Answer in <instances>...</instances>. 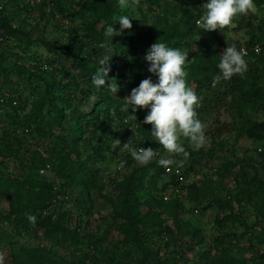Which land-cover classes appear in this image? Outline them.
<instances>
[{"label":"rangeland","instance_id":"374dc122","mask_svg":"<svg viewBox=\"0 0 264 264\" xmlns=\"http://www.w3.org/2000/svg\"><path fill=\"white\" fill-rule=\"evenodd\" d=\"M168 1L178 2V0ZM4 2H6L7 11L14 12L13 14L16 15L15 18L24 33L19 38L1 41L0 52L4 50L5 55L3 59L0 58V63L3 64L4 69H7L22 62L25 69L28 70L26 76L30 71L39 76L33 75L29 80L27 77H23L25 73L23 71L14 73L13 79L16 81L13 86L6 79L4 80L5 70L0 68V93L9 89L14 95L19 93L24 98V101L22 99V108L15 110L18 121L15 125L11 124V118L7 116H4L3 119L0 118V138H3V131L6 129L10 134H15V137H11L10 140L12 150H17V157L29 158L32 162L35 161L34 164L37 163L38 158L41 160L47 156L42 167L39 168V173L46 176L48 180L54 181L52 192L57 193L52 200L53 203L48 208H43L40 215L44 218V216L52 214V218L55 219L59 207L62 205L72 213L71 219H66V222L68 226L78 230L80 240L75 244L73 241L65 239L62 234H58L55 239H52L44 234V227L35 226L25 228L18 236V233L15 232L17 228L10 222L0 224V231L2 227L6 231L0 236V254L4 257L3 264H11L7 243L13 238L17 239L20 244L39 247L48 252L57 250L56 252L62 254L67 261H77L85 253L90 252L96 261L90 260L91 264H141L142 260L144 264L145 256L134 244V239L125 243L120 240L122 235L117 234L112 239L94 240L96 237H100L101 231L112 220L107 216H110L109 214H112L111 212L115 208L113 199L116 200L119 192L117 182L126 174L125 169L122 168V162L118 159L119 155L106 150L105 157L96 162L102 176L101 182L105 187L102 195L92 198L91 201L88 200L91 212L83 214L76 200L77 189L73 188L67 192L60 190L61 180L56 173L53 159H50L46 154V149L51 142H58L63 133L62 128L66 127L67 129L70 121L75 120L74 117L70 118V114L77 116L78 111L74 109L75 107L83 108L84 105L92 103L93 101L90 99L92 96L96 97L94 102L100 101L98 95L100 90L94 88L92 80L83 78L81 72L83 69H87L95 73L100 66L99 60L107 56V53L103 52L101 48L95 51L80 45L81 42L87 41L85 37L86 20L95 21V29L103 32L107 26L116 22L115 17L126 13L131 18L133 25L130 30L126 29V31L129 33L138 32L146 41L154 44L156 39L152 34L153 23L157 14L161 12V8L150 11L149 2L139 0L138 5H132L124 10L118 8L104 14L99 0H0V4ZM184 2L191 8H194L193 5L200 8L207 0H184ZM129 3L131 4V0ZM256 7V13H249L250 16H254L252 17L254 24H258L264 19V4ZM170 20L179 21L182 27L185 18L181 13H178L174 18L170 17ZM246 22L234 21L232 26L222 32L214 31L218 37L217 46L221 54L227 45L244 46L247 44L253 27ZM117 25L119 24L117 23ZM258 33V31L255 32V34ZM183 48L180 49L183 50ZM63 50L70 51V56L76 58L81 66L74 65L72 58L68 54H64ZM245 59L249 66L250 58L247 56ZM45 61L49 65L50 72H43L39 68V62ZM66 71L73 74L78 85L71 82L70 75L64 74ZM137 72L140 73L141 70L134 71L129 67L118 65L117 68L111 67L109 74L110 79H114L118 74L134 76ZM157 80L158 77L154 79L155 82ZM69 83L70 87L64 88L65 84ZM110 84L117 85L119 88L115 94L110 91L112 96L126 103L124 98L130 95L132 88L120 86L115 82ZM191 87L194 89L193 86ZM63 94L65 100L72 98L73 109H64V116H55L54 112L49 111L51 117L48 119L51 121L45 125L43 122L41 123L45 130L39 139L32 138L22 131L20 123L28 116L27 114L31 113L32 106L36 101L46 99L47 103L51 100L53 104L60 105L63 104ZM231 98L229 96L218 100L214 95L211 101L200 102L197 112L199 119L206 125L207 142L204 147L195 150L190 142L184 139L183 143L188 156L175 157L178 162L182 161V163L176 164L183 172L182 188L177 194L170 192L172 185L165 191L169 196L166 200L175 197L184 199L186 211L181 214V217L198 228L197 236H203L202 242L196 243L197 239L186 234V231L183 230H179L178 235V227H175L174 219L163 214L162 218L168 217L164 224L170 226L176 236H172L170 231H162L161 234H158L157 232L164 228L163 225L154 227L152 224H148L144 229L142 228V234H147L151 230L157 231L152 233L151 238L154 242L152 247L154 250H158L160 258L147 264H172L177 257H179V261H176V264H211L214 258L219 259L222 256V252H226V256L231 257L233 263L244 264L242 262L244 261L245 264H264V201L258 195L254 196L251 201H244L241 204L235 199L241 185L246 186L249 176L258 174L264 179V156L259 154L260 151H264V139L255 140L240 135L239 128L243 123V118L236 111L235 101H232ZM47 103L43 115L48 113ZM142 110L149 111L148 109ZM249 111L251 118L264 119V110H257L250 106ZM39 116L43 117L41 112ZM53 117L58 118L59 124L61 123L65 127L54 123ZM92 121L94 120L92 119ZM81 131L85 136L84 141L80 143L81 150L83 153H87L90 150L89 142H97L102 139L99 138L101 129H96L90 123V125L84 126ZM1 144L3 143L1 142ZM160 150L162 151V149ZM160 150H157L158 153L163 155L164 150L163 154ZM19 162L11 157L8 163L9 171L14 174L22 173L23 167ZM136 165L139 164L135 162ZM184 167L187 169L186 177ZM242 171H244L243 175L246 180L243 178ZM167 176H169L167 180L170 179L171 175ZM164 180L166 177H163L159 184H163ZM193 182L199 184L201 189L204 188L206 194L210 196L201 204L191 202L187 197L186 184ZM214 198L216 200L219 198V201H215ZM12 199V195L0 191V211H7ZM88 199L90 198L88 197ZM146 211L147 207L143 206L140 208L141 214H139L144 215ZM217 215L228 217L218 223ZM222 233L230 236L221 238L219 234ZM167 238L169 244L165 245ZM172 238H175V242ZM95 241L96 243H94ZM189 244H193L194 249H189ZM37 252L41 251L38 249ZM48 260H51V256L48 257Z\"/></svg>","mask_w":264,"mask_h":264},{"label":"trees","instance_id":"16d2710c","mask_svg":"<svg viewBox=\"0 0 264 264\" xmlns=\"http://www.w3.org/2000/svg\"><path fill=\"white\" fill-rule=\"evenodd\" d=\"M146 1L150 4V11L161 8V12L157 14L153 23L152 34L156 42L159 40L174 48L184 47L182 51H186L189 54L187 81L189 85L194 87V91L201 98V101L207 103L212 100L214 95L218 100L224 97H232V101H235L236 111L243 118V123L239 128L240 135H245L255 140H263L264 119L251 118L249 116V107L253 106L257 110H264V56L251 50L248 55L250 58L249 66L243 77L236 75L230 80L222 79L213 86V78L220 74L217 65L221 52L217 46L218 37L215 32L200 30L196 27V21L204 12L203 7L198 8L193 5L194 8H191L185 5L184 0H178L176 3L168 0ZM99 3L104 14L119 8L118 0H99ZM254 3L256 6H260L264 4V0H254ZM13 13L7 11L6 2L0 4V45L1 41L19 38L24 33L15 18L16 15ZM178 13H181L182 17L185 18L182 27L179 21L170 20V17L174 18ZM252 17L254 16H250V14L241 15L234 21H247L246 23L253 27L251 36L245 46L252 48L255 44H260L264 47V19L259 21L258 24H254ZM94 23L95 21L86 20L85 37L87 41L81 42L80 45L87 46L95 51L101 48L103 52L107 53L108 57H111V67L117 68L118 65H123L134 69V71L141 70L140 73L137 72L134 76L118 74L114 79H110L109 74L106 81L107 84L115 82L120 86H128L133 89L139 86L141 80L148 77H151L153 82H155L154 79L157 76L148 71L150 65L144 59L147 50L152 44L146 41L142 34L138 32L129 33L124 30L121 35L110 38L105 36V31H97ZM114 27L119 31V25L115 24ZM256 31L259 33L255 34ZM237 48L239 49L241 46H237ZM63 53L68 54L72 58L70 51L63 50ZM4 55L5 52L2 50L0 58L3 59ZM72 60L74 65H80L76 58H72ZM44 64L48 65L46 61L39 62L40 70L50 72V68H43ZM0 68L4 69L2 63H0ZM4 70V80L6 79L13 86L16 81L13 79L14 73L23 71L25 72L23 77H27L29 80H31L33 75L39 76L33 71L28 72L26 76L25 74L28 70L25 69L22 62H18L15 66ZM64 74L70 75L71 82L78 85L73 74L69 71L64 72ZM81 74L83 78L91 80L94 73L83 69ZM144 74L145 77H143ZM69 87L70 83L64 86V88ZM73 95L75 94L73 93ZM98 95L100 101L88 103V105L84 106L79 104L83 108H74L78 113L77 116L70 114V118L73 119L74 117L75 120L73 122L70 121L67 129L61 123L59 124L58 118H52L54 123H58L65 128H62L63 133L58 142H51L46 149V154L50 159H53L56 173L61 180L59 184L60 190L67 192V190L71 191L73 188L77 189L78 196L76 200L83 214L91 212L89 201L102 195L105 187L101 182L102 176L96 166V162L105 157L106 150L119 155L118 159L122 162V168L125 169L126 174L117 182L119 192L116 200L113 199L115 208L111 212L112 214L107 216L111 217L112 220L101 231L100 237H96L94 240L112 239L117 234L122 235L121 239L119 237L118 239L125 243L134 239V244L145 256L144 264H147L154 259L160 258L158 250H154L152 247L154 242H152L151 235L157 231L151 230L147 234H142L141 231L148 224H152L154 227L163 225L164 228L159 230L158 234H161L162 231H170L172 236H176L171 227L164 224L168 217L162 218V216L167 214L174 219L173 223L175 227H178V235L179 230H183L186 231V234L194 236L197 239L196 243L202 242L203 236H197L198 228L192 225L190 221H184L181 217V214L186 211L184 199L175 197L170 200H164L162 198V194L167 188L176 183V178L171 176L167 180L169 176L164 173V167L159 166L157 163L159 156L146 166H135V161L129 152L122 151L121 148H112L113 139L123 141L121 145L131 139L135 147L162 149L160 151L163 154V148L151 135L152 126L143 123L148 112L138 109L133 113L131 107L129 111H122L126 103L113 97L107 86L101 88ZM0 97L5 98V102L0 103V118L3 119L4 116H7L11 118V124L15 125L18 122L15 110L22 108V99L24 101V98L19 93L14 95L9 89L0 93ZM64 98L63 94V104L60 105L53 104L51 100L47 103L46 99L36 101L32 106L31 113L27 114L28 116L20 123L22 131L32 138L36 137L39 139V136L44 134L45 123L47 124L51 121V119H48L51 117L49 111L54 112L55 116H64V109H73L72 98H66V100ZM13 101H15V104H13ZM46 103L48 113L43 115ZM40 112L44 118L39 116ZM132 114L137 119L132 118ZM42 122L44 125H41ZM90 123L96 129H101L99 138L101 137L102 139L97 140V142H89L90 150L87 153H83L80 143L84 141L85 136L81 129L90 125ZM3 134V138H0L3 143L1 144L0 142V191L12 195L13 199L10 201L7 211H0V224L3 225L10 222L17 228L18 231L15 230V232L18 233V236L25 228L30 226L44 227L46 236L55 239L58 234H62L65 239L77 244L80 240L79 232L76 228L68 226L66 222L71 219L72 213L68 212L62 205L59 207L55 219L52 218V214L44 216V218L40 215V211L43 208H48L53 203L52 200L57 193L52 192L54 181L48 180L46 176H42L39 173V168L42 167L47 156L44 155L45 157L41 160L38 158L36 164H34L35 161L32 162L29 158L17 157V150H12L10 141L11 137H15V134H10L7 129L3 131ZM259 154L264 156V151H260ZM11 157L20 161L19 164L23 167L22 173L14 174L9 171L8 163ZM243 174L244 171H242ZM184 175L185 177L187 176L185 167ZM163 177H166V180L163 181V184H159ZM243 178L246 180L244 175ZM186 187L187 197H189L191 202L201 204L206 198H210L209 194H206V190L204 188L201 189V186L197 183L186 184ZM257 195L264 201V179L259 177L258 174H254L249 176V180H246V186L241 185L240 190L235 195V199L241 204L244 201H251ZM214 199L219 201V198L217 200L216 198ZM143 206L147 207V211L144 215H140V208ZM29 215L36 217L35 223H31L28 220ZM226 217L228 216L221 217L217 215L216 221L221 223ZM5 232V228L2 227L0 236ZM219 235L221 238L230 236L225 233ZM172 239L175 242V238ZM168 244L169 240L167 238L165 245ZM7 247L11 264H55L58 262L61 264H91L90 260L96 262L90 252L85 253L77 261H67L62 254L56 252L57 250H49L50 254L39 247L20 244L15 238L8 241ZM188 248L194 249L193 244H189ZM38 249L41 252L38 253ZM221 255L219 259L214 258L211 264H237V262L233 263L231 257L226 256V252H222ZM49 256H51V260H48ZM176 261H179V257L175 258L172 264H176ZM242 262L245 264L244 261ZM140 263L143 264V260Z\"/></svg>","mask_w":264,"mask_h":264},{"label":"clouds","instance_id":"9594fccd","mask_svg":"<svg viewBox=\"0 0 264 264\" xmlns=\"http://www.w3.org/2000/svg\"><path fill=\"white\" fill-rule=\"evenodd\" d=\"M138 4L139 0H131V4L129 0H118V6L122 10ZM202 7L204 12L196 21V27L209 32H222L232 26L238 16L257 11L254 0H207ZM114 19L116 22L105 30L106 37L113 38L133 27L131 18L127 15ZM117 23L120 25L119 31L114 27ZM246 56L245 49H238L235 44L227 45L220 54L217 65L220 74L213 78V86L222 79L230 80L236 75L243 77L248 69ZM144 59L150 65L148 71L156 75L158 81L153 82L151 77L141 80L139 86L133 88L130 95L124 98L126 105L122 111H129L130 107L133 113L138 109L149 110L143 123L152 126L151 135L163 148L164 154L161 155L152 147L136 148L131 139L123 145L119 139H113L112 148L129 152L132 159L141 166L148 165L159 156L158 165L170 170L171 166L182 163L175 157L188 156L184 139H187L195 150L204 147L207 142L206 125L199 119L197 112L201 98L187 81L189 54L186 51L169 47L158 40L147 50ZM110 60L111 57L108 56L99 60L100 66L91 80L96 90L107 86L115 94L119 90L118 86L106 83L111 71ZM90 99L94 102L96 97L92 96ZM132 118L137 119L134 114ZM28 220L35 223L36 217L29 215ZM3 261L4 257L0 254V264H3Z\"/></svg>","mask_w":264,"mask_h":264},{"label":"built area","instance_id":"2783aa9c","mask_svg":"<svg viewBox=\"0 0 264 264\" xmlns=\"http://www.w3.org/2000/svg\"><path fill=\"white\" fill-rule=\"evenodd\" d=\"M241 48H243V49L246 50L247 56L251 53V50L253 52L259 53L262 56H264V47L262 45H260V44H255L254 46H252V48H249V47H247V46L244 45V46H241ZM43 68L44 69H48L49 66L46 65V64H44L43 65ZM4 102H5V98L4 97H0V103H4ZM13 104H15V101H13ZM139 147H142V146H138L136 148H139ZM120 167H122V166H120ZM164 173L166 175H171V176H173V177L176 178V183L172 185V187L170 189V192H173L175 194L179 193L180 189L182 188L181 187L182 186V182L184 181L183 172L180 169V167H178L176 165H173V166H171V169L170 170H166L164 168ZM163 195H164L163 196L164 200L168 199L169 196H168L167 192H165Z\"/></svg>","mask_w":264,"mask_h":264}]
</instances>
